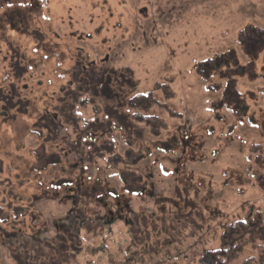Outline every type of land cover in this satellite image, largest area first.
<instances>
[{"label":"rangeland","instance_id":"1","mask_svg":"<svg viewBox=\"0 0 264 264\" xmlns=\"http://www.w3.org/2000/svg\"><path fill=\"white\" fill-rule=\"evenodd\" d=\"M263 31L264 0H0V264H199L264 223Z\"/></svg>","mask_w":264,"mask_h":264},{"label":"trees","instance_id":"2","mask_svg":"<svg viewBox=\"0 0 264 264\" xmlns=\"http://www.w3.org/2000/svg\"><path fill=\"white\" fill-rule=\"evenodd\" d=\"M254 33L261 36V42L264 43V31ZM250 34L253 32L243 31L242 40L248 39ZM128 104L130 109L135 111L132 120L144 125L152 136L158 137L164 126L158 117L148 114L151 108L157 105L152 93L139 94L130 99ZM255 150L264 152V145L255 146ZM247 246L252 248L255 257L248 258L241 264H264V223L260 214L255 211L249 212L246 219L225 228L221 236L220 248L204 254L199 264H234Z\"/></svg>","mask_w":264,"mask_h":264},{"label":"built area","instance_id":"3","mask_svg":"<svg viewBox=\"0 0 264 264\" xmlns=\"http://www.w3.org/2000/svg\"><path fill=\"white\" fill-rule=\"evenodd\" d=\"M186 254H174V255H168L166 259L168 261H179L182 257H185Z\"/></svg>","mask_w":264,"mask_h":264}]
</instances>
